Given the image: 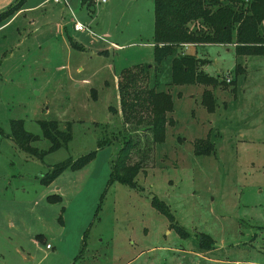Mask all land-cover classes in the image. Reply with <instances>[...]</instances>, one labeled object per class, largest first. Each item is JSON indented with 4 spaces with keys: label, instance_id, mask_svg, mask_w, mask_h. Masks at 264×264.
Returning a JSON list of instances; mask_svg holds the SVG:
<instances>
[{
    "label": "rangeland",
    "instance_id": "obj_1",
    "mask_svg": "<svg viewBox=\"0 0 264 264\" xmlns=\"http://www.w3.org/2000/svg\"><path fill=\"white\" fill-rule=\"evenodd\" d=\"M19 1L0 15V221L13 224L1 228L0 264H264V54L193 46L207 84L168 85L162 61L158 88L173 106L163 141L153 143L122 122L116 89L124 67L147 63L152 75L142 44L152 41V0H0V13ZM74 21L86 30L74 31ZM199 90L211 93L212 111ZM11 120L40 155L17 147ZM40 121L68 125L69 141L49 150ZM118 130L138 139L135 187L107 184ZM198 141L211 152L196 154ZM91 151L81 168L39 182ZM54 193L60 203H47ZM39 232L51 249L32 242Z\"/></svg>",
    "mask_w": 264,
    "mask_h": 264
},
{
    "label": "trees",
    "instance_id": "obj_2",
    "mask_svg": "<svg viewBox=\"0 0 264 264\" xmlns=\"http://www.w3.org/2000/svg\"><path fill=\"white\" fill-rule=\"evenodd\" d=\"M19 3L8 7L0 15L18 9ZM152 14V75L147 63L124 67L117 75L116 89L122 122L130 124L132 130L142 127L148 132L151 142L160 143L164 139L166 125L171 124L167 113L173 106L169 94L158 88L156 75L160 72L162 61L169 62L168 85L207 84L210 78L200 69L204 61L185 52L187 45L231 44L234 53L239 56L264 54V0H152ZM241 70V65L236 63L235 71ZM201 103L212 111L213 98L207 90L201 93ZM39 124L42 135L49 141V150L69 141L68 125L61 130L57 128L56 121H40ZM10 127L11 138L19 149L31 156L42 153L30 145L35 138L22 129L19 120H11ZM116 134L112 139L120 142L110 160L107 184L118 182L135 187L134 178L141 169V162H130V157L138 139L120 130ZM103 144L98 143V146ZM200 144L201 141H198L194 146L196 154L211 152ZM93 155L94 151H91L75 160L61 162L41 175L39 182L48 184L64 169H79ZM46 199L51 203L60 202L57 194H50ZM150 204L169 218L163 202L151 197ZM58 218L61 221L60 215Z\"/></svg>",
    "mask_w": 264,
    "mask_h": 264
},
{
    "label": "crops",
    "instance_id": "obj_3",
    "mask_svg": "<svg viewBox=\"0 0 264 264\" xmlns=\"http://www.w3.org/2000/svg\"><path fill=\"white\" fill-rule=\"evenodd\" d=\"M6 5V3H4V4H2V5H0V7H3V6H5ZM61 29V28H60ZM62 30V29H61ZM104 37V36H103ZM102 36H99L98 38H99V40H104V39H102L103 38ZM104 42V41H103ZM79 44V43H78ZM143 45H145V46H148V47H150L151 48V50H152V42L151 41H148V42H145V43H142ZM204 44H208V43H197V44H190V45H187L186 47H184V49H185V52H187L188 53V50L189 49H191V48H194L195 46H199V45H204ZM81 45V44H80ZM110 45L111 46H116V44H114L113 42H111L110 43ZM220 45H223V46H225V47H227V46H232L233 47V45H231V44H220ZM82 46V45H81ZM194 46V47H193ZM83 47V46H82ZM196 57V56H195ZM198 58V57H197ZM202 58V57H201ZM200 58V59H201ZM204 61V60H203ZM203 64H204V62H203ZM200 69H203L204 70V68H203V66H200ZM115 80H116V78H115ZM200 91V90H199ZM200 94H201V91H200ZM199 94V95H200ZM189 96H191V97H189ZM187 99H192V95H188L187 96ZM55 194V193H54ZM48 195H50V194H48ZM48 195H46L45 197H44V199H45V201L47 202V203H50V204H52L51 202H48L47 201V199H46V197L48 196ZM58 195V194H57ZM60 203V202H59ZM59 217V216H58ZM58 217H57V221H58V223H60V225L62 226V222L61 221H59V219H58ZM38 220H39V217H38ZM2 226H3V228H2ZM5 226L6 227H8V228H13L12 226H13V224H12V222H10V221H8V222H5ZM5 226H4V223H2V221H0V235L2 234V232H1V228L2 229H4L5 228ZM28 235V234H27ZM30 239V238H29ZM38 240H40V241H43L44 242V245H45V243H49L48 241H47V239L44 237V234L43 233H41V232H39V233H37V234H35V239H32V242L33 243H35L36 244V241H38ZM49 245H50V247L49 248H45V246H44V248L45 249H51L52 248V244H50L49 243ZM15 252L16 253H19V255H21L22 257H24V255H23V253L22 252H18V249H15ZM0 257H1V252H0Z\"/></svg>",
    "mask_w": 264,
    "mask_h": 264
},
{
    "label": "built area",
    "instance_id": "obj_4",
    "mask_svg": "<svg viewBox=\"0 0 264 264\" xmlns=\"http://www.w3.org/2000/svg\"><path fill=\"white\" fill-rule=\"evenodd\" d=\"M55 3H58V2H64V3H67L65 0H53ZM90 1H93L94 3L95 2H101V3H104L105 2V0H90ZM72 29L74 30V31H84V30H86V26H84L82 23H80V22H78V21H74L73 23H72ZM226 80L228 81V78H226ZM45 248H49L50 247V245H49V243H45Z\"/></svg>",
    "mask_w": 264,
    "mask_h": 264
}]
</instances>
